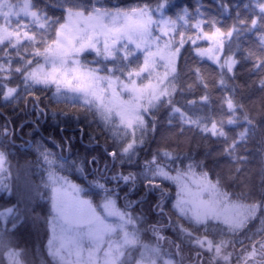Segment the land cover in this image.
I'll list each match as a JSON object with an SVG mask.
<instances>
[{"label": "snow or ice", "instance_id": "snow-or-ice-1", "mask_svg": "<svg viewBox=\"0 0 264 264\" xmlns=\"http://www.w3.org/2000/svg\"><path fill=\"white\" fill-rule=\"evenodd\" d=\"M216 3L0 0V264H264V0Z\"/></svg>", "mask_w": 264, "mask_h": 264}, {"label": "trees", "instance_id": "trees-1", "mask_svg": "<svg viewBox=\"0 0 264 264\" xmlns=\"http://www.w3.org/2000/svg\"><path fill=\"white\" fill-rule=\"evenodd\" d=\"M171 2L175 5H178L180 7H183L185 5H195L196 0H171ZM229 3H238L240 5H243V3L245 2V0H228ZM202 3L204 5V10L207 13H215L216 9H217V3L216 0H202ZM176 11L175 8H173L171 10V12L169 13L170 15L173 14ZM241 11L243 12V9H241ZM188 47H191V45H189ZM182 63V61H181ZM71 111V110H69ZM41 131L43 132V134L45 136H47L49 133H51L56 139H62L63 136H68L71 137L73 134H75V145L77 148L82 147V145L80 144V132H79V127L76 126L74 124V122H69L66 132L61 134V132L59 131L58 128H56L52 121H51V117L49 116L48 118V122L44 123L42 122V128ZM30 132L29 127H25L22 131V133L18 132L17 138H16V145L19 146L23 143H25L28 139H29V135L28 133ZM84 144L88 143V139H87V129L85 131V137H84ZM23 151V150H21ZM15 155V153H14ZM13 163H15V159H13ZM172 193L173 196L175 195V186L172 185ZM24 242H27L29 244L32 243V238L30 236L25 235L23 238Z\"/></svg>", "mask_w": 264, "mask_h": 264}]
</instances>
